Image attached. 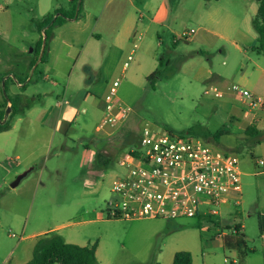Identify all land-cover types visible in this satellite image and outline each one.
<instances>
[{"label":"rangeland","instance_id":"rangeland-1","mask_svg":"<svg viewBox=\"0 0 264 264\" xmlns=\"http://www.w3.org/2000/svg\"><path fill=\"white\" fill-rule=\"evenodd\" d=\"M164 1L168 20L161 26L152 22L157 13L160 18L165 12L159 10L161 0H77L78 20L47 26L45 40L39 23L49 13L57 16L70 11L71 0H0V108L7 97L14 101L13 95L21 94L33 103L35 113L28 117L34 122L38 114L50 109L44 123H35L29 130L23 127L16 143L11 141L13 135L0 134V264L29 261L38 239L30 236L59 225L56 233L68 243H97L99 264H173L179 251H189L193 264H264V164H259L264 162V110L258 111L255 121L260 133L257 141L247 134L251 117H244V105L228 91L238 85L254 93V73L264 68V52L253 48L257 33L252 19L258 2ZM216 9L219 15L213 17ZM215 19L228 32L212 43L213 38H204L203 27L215 29ZM191 30L195 33L187 41L174 44V32L182 36ZM40 44H46L43 61L37 51ZM47 59L57 64L61 76L43 70ZM241 63L242 70L237 71ZM203 69L221 74L223 82L211 79L212 75L203 78ZM154 72L158 74L150 79ZM78 77H82L80 83L75 82ZM117 80V96L132 112L119 126L98 131L105 95ZM212 86L223 91V97L206 94ZM77 90L95 95L96 103L80 99L79 109L86 108L87 113L78 114L67 136L53 132L47 120L59 101L73 102ZM7 109L0 110V115L6 116ZM80 124L86 126L85 132ZM146 127L199 138L237 156L241 192H231L229 204L215 216L175 221L109 218L107 204L116 198L112 183L126 173L120 160L137 148ZM218 129L226 131L218 140L204 138L205 131ZM79 143L102 153L107 165L99 164V169L71 165ZM17 155L20 166L14 160ZM88 180L87 187L98 189L96 195L84 194ZM236 225L244 226L241 233L247 241L243 261L220 236Z\"/></svg>","mask_w":264,"mask_h":264},{"label":"built area","instance_id":"built-area-1","mask_svg":"<svg viewBox=\"0 0 264 264\" xmlns=\"http://www.w3.org/2000/svg\"><path fill=\"white\" fill-rule=\"evenodd\" d=\"M193 33L191 30L182 37ZM118 86L119 81H114L105 95L98 131L119 126L132 112L117 96ZM228 91L244 105V117H251L249 126H256L258 111L264 110V96L238 85ZM206 94L220 98L224 92L212 86ZM120 166L126 173L112 183L116 198L107 204L109 218L175 221L220 215L219 208L229 204L230 193L242 190L237 156L219 151L205 140L170 131L144 128L137 148L120 160ZM225 235L222 232L220 236Z\"/></svg>","mask_w":264,"mask_h":264},{"label":"crops","instance_id":"crops-1","mask_svg":"<svg viewBox=\"0 0 264 264\" xmlns=\"http://www.w3.org/2000/svg\"><path fill=\"white\" fill-rule=\"evenodd\" d=\"M258 8H259V3H258ZM163 9H164L165 12L160 18H158V13H157V15L152 19V22H154V23L159 24L161 22V26H164L166 24L167 20H168V16H167L168 5H167V3L164 0H161V6H160L159 10L162 11ZM257 12H258V10H257ZM42 14L44 15V13H42ZM214 14L215 15H213V17H217L219 15V10L216 9L214 11ZM78 18H79V16L77 18L73 19V20H67V21H65V23L63 25H65L67 22L77 21ZM213 22H214L215 29H211V28H208V27H203V31H204L203 36H204V38H207V39H212L213 38L212 43H214L216 41L215 39H223V38H225L226 37L225 35L228 32L227 31L228 27L226 25H224L223 27L219 26V23H221L219 20L215 19V20H213ZM193 34H191L190 36H192ZM190 36H188V37H190ZM188 37L183 38L181 35H179L176 32H174L173 33L174 44L178 45L179 41H182L183 39L186 40ZM55 38L56 37L53 38V41L55 40ZM257 38H258V35L254 38V41L256 42V45L253 46V48L256 49V50H258L257 49V47H258ZM161 42H163L162 37H161ZM198 44L200 46V43H198ZM234 45L238 49H241L238 44L234 43ZM199 46H198V48H199ZM168 50L170 51V49H168ZM259 52H262V51H259ZM199 53H203L201 48H199ZM220 53H224V49H221ZM46 61H47L45 63L46 65H45V68L43 70L45 72L51 73L52 76H54V77L61 76V69L56 66L57 64L56 63L53 64V62H51L49 59H47ZM162 62H163V60H162ZM167 63L170 64L171 63V59H168ZM242 67H243V64L241 63L238 66V70L237 71H241ZM72 72H73V70H71L69 75H68V80H69L68 83L69 84H70L71 79H72ZM255 72H256V74L254 73L255 80L252 83V87H253V90H254L253 92L255 94L264 95V68L259 67L257 69V71H255ZM202 74H203L202 77L203 78L205 77L206 79H207V77L209 78L210 75H212L211 79L214 78L215 81H218V82H221V83L223 82V79H224L221 76V74H214L209 69L208 70L203 69ZM81 78L82 77L76 78L75 82L76 83H80L82 81ZM53 84L55 86L58 85V83L56 81H54ZM4 86L6 87V81H4ZM19 87H21L23 90H26V85H22L21 83H19ZM6 90H7V88H6ZM66 90H67V87H66ZM76 94H77V96L74 98L73 102H71V101H69V100L64 98V99H62L61 101H59L57 103V111L53 112V114L50 116L49 120H47V122H48L47 125L50 128H53L52 129L53 132L60 131L65 136H67L70 133V131L73 129V125H76L78 114L80 112L87 113L86 108H83L81 110L79 109V108H81V104H79V100L80 99H82V102L88 103L90 105H94L96 103L97 97L95 95H92V94H89V93L82 94V93H80V90H77ZM13 96H14V98H13L14 101L6 102L0 108V110L2 111V109H5L7 107L11 109V105L12 104L14 105V111H13L14 113H13V115L11 116L12 113H10L7 116V119L9 117V119L11 120L10 129L8 131L0 132V134L13 135L11 141L13 143H16L18 141L19 133L22 131L23 127H25L26 130H29V129H32L34 127L35 123H41V124L44 123V121L50 115V109H46L42 113L38 114L37 118H36V122H34L33 120H31V118L28 117V114H34L35 113V108L33 106V103H31V101L29 100V98H26L25 95H21V94H15ZM11 112H12V109H11ZM103 117H104V112H103ZM23 125H26V126H23ZM80 128H81L82 131H84V132L86 131V126L84 124H80ZM73 152L74 153L72 155V158L70 159V164L71 165H73L75 167H78V168L88 165V166H91L94 169H99L98 167H99L100 163H98V161H97V153L92 149V147L89 144H86V145L84 144L83 145V144L79 143V144H77V147L74 148ZM32 155H33V152H31L29 154V157H31ZM20 159H21L20 155H17L16 158L14 159L16 164L19 165V166L21 165ZM9 160L12 161V159H9ZM27 163L28 164H32L33 161L32 162L29 161ZM33 168L34 167H31V169L29 171L33 170ZM87 186H90L89 180L86 183V187ZM97 190L98 189L95 188V187H93V188L92 187H87V190H86L87 192L84 193V194L88 195V196L96 195L97 194ZM236 226L239 227V225H236ZM61 227L62 226L59 225V226L53 227L51 229L40 231L38 233L32 234L30 237H34V238H38L39 239L40 237H42V236H44L46 234H48V235L57 234L56 233L57 229L61 228ZM239 228H240V231L242 230V232H243L244 226L241 225V227H239ZM236 252H238V251L236 250ZM96 256H97V250H96ZM29 261H26L24 264H27Z\"/></svg>","mask_w":264,"mask_h":264},{"label":"trees","instance_id":"trees-1","mask_svg":"<svg viewBox=\"0 0 264 264\" xmlns=\"http://www.w3.org/2000/svg\"><path fill=\"white\" fill-rule=\"evenodd\" d=\"M77 0H71L72 8L70 11H61L57 16L55 14H47L44 20L39 23V30H44L48 27L61 26L67 20H73L78 17L79 6L76 3ZM259 3V8L256 16L252 20L253 27L257 32L258 38L257 49L264 52V0H256ZM57 13V12H56ZM45 35L47 40V31L45 29ZM37 51L40 53V59L43 61L45 59L46 44L42 46L40 44L37 47ZM158 72H154L149 77L150 79L155 77ZM12 102L9 97H7V102ZM12 114L14 111V105H11ZM3 113V112H1ZM11 118V117H10ZM4 113L0 115V132L8 131L10 129L11 120L8 119L4 121ZM194 132V130H190ZM226 133L224 129H218L215 132L205 131L203 133L204 138H213L218 140L221 136ZM247 134L251 138H258L260 136L259 131L256 126H248ZM260 138L257 139L259 141ZM105 156L102 153H97V161L102 165H107V160L103 159ZM227 230L231 231L224 237V245L227 248L236 249L239 253L241 261H243L248 253L247 241L244 235L241 233L239 227L234 229L227 227ZM97 243L90 244L87 246H80L73 243H68L59 234L44 235L40 237L34 247L33 257L27 264H99L96 250ZM173 264H193V257L189 251H179L175 253ZM235 264V263H234Z\"/></svg>","mask_w":264,"mask_h":264},{"label":"water","instance_id":"water-1","mask_svg":"<svg viewBox=\"0 0 264 264\" xmlns=\"http://www.w3.org/2000/svg\"><path fill=\"white\" fill-rule=\"evenodd\" d=\"M10 111H11V109L8 108V109H7V112H6V117H5V120H4V121H6L7 116L9 115ZM28 172H29V171H26V172L20 174V175L16 178V180L12 183V187H16V186L21 182V180H22V179L28 174Z\"/></svg>","mask_w":264,"mask_h":264}]
</instances>
